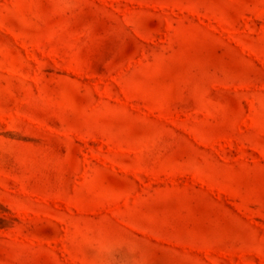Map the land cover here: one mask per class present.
I'll use <instances>...</instances> for the list:
<instances>
[{
	"label": "rangeland",
	"instance_id": "1",
	"mask_svg": "<svg viewBox=\"0 0 264 264\" xmlns=\"http://www.w3.org/2000/svg\"><path fill=\"white\" fill-rule=\"evenodd\" d=\"M0 264H264V0H0Z\"/></svg>",
	"mask_w": 264,
	"mask_h": 264
}]
</instances>
